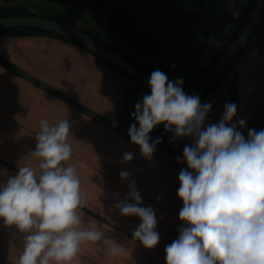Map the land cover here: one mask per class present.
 Returning a JSON list of instances; mask_svg holds the SVG:
<instances>
[{
	"label": "crops",
	"instance_id": "obj_1",
	"mask_svg": "<svg viewBox=\"0 0 264 264\" xmlns=\"http://www.w3.org/2000/svg\"><path fill=\"white\" fill-rule=\"evenodd\" d=\"M247 3L0 0V7L58 14L125 56L166 75L194 81L203 70V55L213 53L215 40L233 26L230 6ZM0 61L4 64L0 63V184L15 175L19 165L38 166L39 160L30 153L36 148L42 119L50 123L68 119L72 156L65 163L77 168L86 193L77 213L89 228L105 233L104 240L81 245L72 264H97V260H102L100 264H166L165 248L178 238L183 226L179 219L183 202L177 190L179 173L187 165L177 163V156L167 148L158 147L149 161L130 142L128 129L136 123L131 114L140 101V88L81 46L52 36L0 35ZM232 81L237 83L235 98L229 91ZM128 90L131 96L126 95ZM209 99L215 109L236 104L231 123L237 124L245 138L250 129L264 130V41H254ZM220 119L217 116L205 126ZM241 119L245 121L243 129L238 124ZM192 142L189 137L188 145ZM126 152L134 158L124 163ZM121 171L130 173L127 180L120 178ZM132 181L143 198L142 206H152L158 220L160 240L153 249L133 240L140 219L122 216L115 208L117 202L128 198ZM23 239L14 226L6 227L0 220V264H17ZM113 241L123 247L121 255H110Z\"/></svg>",
	"mask_w": 264,
	"mask_h": 264
},
{
	"label": "clouds",
	"instance_id": "obj_2",
	"mask_svg": "<svg viewBox=\"0 0 264 264\" xmlns=\"http://www.w3.org/2000/svg\"><path fill=\"white\" fill-rule=\"evenodd\" d=\"M148 83L150 94L135 104L131 114L139 127L137 123L129 127L130 142L151 161L162 142V138L150 142L156 126L163 124L174 139L193 140L185 145L183 156L175 158L187 165L179 173L177 190L183 202L179 211L183 226L165 248L166 264H264V130L250 129L245 138L231 123L235 103L224 105L218 123L205 126L212 104L186 94L182 78L170 81L157 69ZM238 124L243 129L245 121ZM71 127L68 119L56 123L42 119L36 148L30 153L39 160L38 166L19 165L17 173L0 184V220L24 236L17 264H72L81 245L105 239L104 232L89 228L77 213L86 193L77 168L65 163L72 156ZM133 158V153L126 152L122 162ZM119 175L127 180L130 173ZM142 202L132 181L128 198L115 208L122 216L140 219L133 240L153 249L160 240L158 220L153 207ZM109 251L118 256L123 247L113 241Z\"/></svg>",
	"mask_w": 264,
	"mask_h": 264
},
{
	"label": "water",
	"instance_id": "obj_3",
	"mask_svg": "<svg viewBox=\"0 0 264 264\" xmlns=\"http://www.w3.org/2000/svg\"><path fill=\"white\" fill-rule=\"evenodd\" d=\"M264 16V0H256L252 13L236 39L226 49L220 59L197 84L183 89L188 95L201 99L215 84L230 63L246 47L254 36ZM10 28H29L63 37L75 42L101 61L118 68L134 79L142 88L151 91L149 79L124 56L90 36L87 32L65 22L38 16H13L0 18V30Z\"/></svg>",
	"mask_w": 264,
	"mask_h": 264
},
{
	"label": "trees",
	"instance_id": "obj_4",
	"mask_svg": "<svg viewBox=\"0 0 264 264\" xmlns=\"http://www.w3.org/2000/svg\"><path fill=\"white\" fill-rule=\"evenodd\" d=\"M255 2H256V0H248L247 5L243 7V13L241 14V16L236 21H234L233 26L231 27V29L228 32H226L225 34H223V38H222V42H221L220 46L217 49L214 48L215 49L214 52L209 55L210 56L209 64L205 68H203V70L200 73V75L194 81H190V83H188V84H182L181 85L182 89H186V88H189V87L197 84L200 80H202L207 75L209 70L220 59V57L224 54V52L230 46V44L236 39V37L239 35L241 30L243 29V27L247 23L250 15L252 13V10L254 8ZM30 15L38 16V17H45V18H49V19H52V20L69 23V24L75 26L74 23L68 21V19H66V18H64L62 16H59L58 14L38 13V12H33V11L29 10V9L16 8V7H0V18L13 17V16H30ZM0 35L9 36V37L52 36V37H57V38L65 40V41L71 42L73 44H76L75 42L70 41L68 39H65L63 37H59V36H56V35L51 34V33L43 32V31H39V30H35V29H29V28L3 29V30H0ZM89 35L92 36L91 34H89ZM93 38H95V37H93ZM95 39H97V38H95ZM256 39H261L262 41H264V26L261 25V24L259 25L257 31L255 32L254 36L249 41V43L246 45V47L230 63V65L221 74V76L218 78V80L215 82V84L212 86V88L202 98H206L209 95H211L217 89V87L228 77V75L231 73L232 69L234 68V65L236 64L237 60L246 51H248L252 47V45L254 44V41ZM97 40L99 42L103 43L104 45H106L104 42L100 41L99 39H97ZM107 47H109L114 52L124 56L134 66H136L148 79L150 78V75H151V73L154 70L159 69V68L150 67L147 64L141 63V62H139L137 60H134V59H132V58H130L128 56H125V55L117 52L116 50H114L110 46H107ZM0 63L3 64L1 61H0ZM107 65L109 67L113 68L114 70H116L117 72H119L121 75L125 76L126 78H129L126 73H124L123 71L119 70L118 68L113 67L110 64H107ZM129 81L132 82L134 85H136L138 88L142 89V87L134 79H131ZM126 88H125V90H126ZM229 91H230L231 97L235 98L236 94H237V83H236V81H232L231 82L230 87H229Z\"/></svg>",
	"mask_w": 264,
	"mask_h": 264
},
{
	"label": "built area",
	"instance_id": "obj_5",
	"mask_svg": "<svg viewBox=\"0 0 264 264\" xmlns=\"http://www.w3.org/2000/svg\"><path fill=\"white\" fill-rule=\"evenodd\" d=\"M230 8H231L232 20L236 21L241 16V14L243 13V7L231 5ZM261 25L264 26V16H263ZM222 38H223V35H220L215 40V48L216 49L220 46V44L222 42ZM201 62H202L203 68H205L210 62V56L206 55V54L203 55V57L201 58ZM167 76H168V79L170 81H173V82H175L177 79L182 78L183 84L190 83L189 79H185V78H183L177 74H168ZM146 94H150V91H148L144 88L140 89V91H139L140 101L142 100L143 96ZM200 101L202 104L210 103L209 96L206 98H201ZM223 112H224V108L223 109H215L212 107L211 111L207 115L205 122H212L215 119V117H217V116L222 117ZM137 127H139L138 123H137ZM150 137H151L150 142H154L158 138H162V142L157 144L156 147L167 148L170 151V153H172L175 156H180V157L183 156V149H184L185 145H188V139H189V137L181 138V139H174L173 133L165 132L163 124L156 126L154 128V130L150 133Z\"/></svg>",
	"mask_w": 264,
	"mask_h": 264
},
{
	"label": "rangeland",
	"instance_id": "obj_6",
	"mask_svg": "<svg viewBox=\"0 0 264 264\" xmlns=\"http://www.w3.org/2000/svg\"><path fill=\"white\" fill-rule=\"evenodd\" d=\"M126 93H127V94H126L127 96H128V95H130V96L132 95V93L130 92V90H128ZM136 97H137L136 95L133 96V98H134V102H136ZM124 115H126V114H124ZM101 261H102V260H97L96 263H97V264H100V263H102Z\"/></svg>",
	"mask_w": 264,
	"mask_h": 264
}]
</instances>
